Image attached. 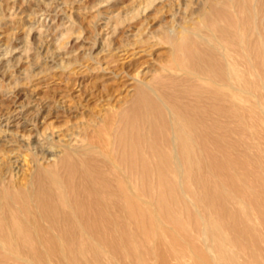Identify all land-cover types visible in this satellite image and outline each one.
Here are the masks:
<instances>
[{"label":"bare ground","instance_id":"6f19581e","mask_svg":"<svg viewBox=\"0 0 264 264\" xmlns=\"http://www.w3.org/2000/svg\"><path fill=\"white\" fill-rule=\"evenodd\" d=\"M205 4L208 23L225 22L232 30L218 24L216 34L194 33V50H182L183 36L174 52L185 56L184 75L157 84L129 75L130 107L86 124L82 135L91 144L55 145L42 133L48 145H29L41 153L25 159V185H9L0 169V264H250L247 256L264 258V216L259 230L237 209L248 201L264 204V175L245 166L264 161L252 146L239 152L232 141L257 129L252 113L264 121V0ZM177 28L189 34L181 25L169 32ZM135 51H121L123 62L146 50ZM206 82L214 89H204ZM165 241L172 249L164 250ZM249 244L257 251L249 253ZM209 251L219 261L208 260Z\"/></svg>","mask_w":264,"mask_h":264},{"label":"rangeland","instance_id":"374dc122","mask_svg":"<svg viewBox=\"0 0 264 264\" xmlns=\"http://www.w3.org/2000/svg\"><path fill=\"white\" fill-rule=\"evenodd\" d=\"M205 3L206 0H0V161L4 160L0 171L6 174L1 178L11 181L9 185H25L29 175L25 159L31 162L41 153L29 145H48L42 133L55 145L90 143L83 136L86 124L100 122L110 116L111 110L118 115L130 107L134 85L127 81L129 75L154 84L164 76L184 75L188 71L185 56L174 52L183 36L187 44L182 50H194V33L216 34L218 24L232 30L225 22L208 23L203 17ZM176 25L186 27L189 34L179 33V28L170 33L169 28ZM134 49L146 51L133 58L131 64L124 63L121 51ZM257 80L256 76L250 77L252 82ZM201 84L206 90L215 87L211 82ZM249 99L252 105L258 103L256 97ZM236 101L243 104L240 99ZM251 101L246 105L250 106ZM262 106L264 109V101ZM252 114L255 130L261 134L255 136V130L246 129L243 135L235 134L232 141L239 145V152L252 146L264 161V121ZM246 164L251 171L255 169L253 173L264 175V164ZM255 185L258 188L255 186L254 191L259 194L260 184ZM246 204L247 207L237 206L250 216L242 215L243 219L262 230L263 202L257 207H262L260 213L249 201ZM180 218L189 226L186 217ZM149 245L155 246V241L150 240ZM171 246L165 241L163 248L172 249ZM248 247L249 253L257 251L254 245ZM208 253V260L219 261L217 252ZM246 258L250 264H264L261 255L256 260ZM106 260L110 262L109 257Z\"/></svg>","mask_w":264,"mask_h":264}]
</instances>
